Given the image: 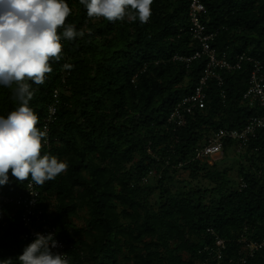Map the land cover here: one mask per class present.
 I'll return each mask as SVG.
<instances>
[{
  "label": "trees",
  "instance_id": "1",
  "mask_svg": "<svg viewBox=\"0 0 264 264\" xmlns=\"http://www.w3.org/2000/svg\"><path fill=\"white\" fill-rule=\"evenodd\" d=\"M191 1L153 0L148 23H112L89 19L79 0H66L72 9L66 23L85 35L62 39L63 56L51 61L53 72L43 85L32 84L29 107L44 130L49 107L56 105L42 154L68 168L43 186L40 207L56 238L67 244L69 264H242L243 247L264 242V130L250 137L243 152L238 139L228 138L223 158L195 159L213 132L240 130L250 117L264 115V107L243 101L251 62L233 72L218 70L223 85L209 79L206 107L189 114L184 127L175 131L168 122L208 61L206 55L190 64L174 59L201 47L189 32ZM203 2V22L218 31L212 45L219 57L234 61L245 53L264 61V0ZM19 106L12 89L0 86V116ZM232 148L241 154L238 177L244 181L218 168ZM181 169L211 186L188 182L172 190ZM26 183L10 176L0 186V260H15L29 245L21 239L25 227L17 201ZM83 209L86 224L76 227L73 218ZM216 238L227 244L221 261L211 250ZM245 264H264V245Z\"/></svg>",
  "mask_w": 264,
  "mask_h": 264
},
{
  "label": "clouds",
  "instance_id": "2",
  "mask_svg": "<svg viewBox=\"0 0 264 264\" xmlns=\"http://www.w3.org/2000/svg\"><path fill=\"white\" fill-rule=\"evenodd\" d=\"M79 4L92 20L148 23L153 0H79ZM71 13L66 0H0V86L12 89V98L20 102L6 118L0 116V186L8 185L10 176L28 181L29 187L43 186L67 171L65 161L42 154L48 133L37 127L40 120L29 102L35 95L32 84L43 85L53 72L51 61L61 60L62 39L85 35L66 23ZM58 247L54 233H36L21 255L0 264H69L66 254L52 251Z\"/></svg>",
  "mask_w": 264,
  "mask_h": 264
},
{
  "label": "built area",
  "instance_id": "3",
  "mask_svg": "<svg viewBox=\"0 0 264 264\" xmlns=\"http://www.w3.org/2000/svg\"><path fill=\"white\" fill-rule=\"evenodd\" d=\"M207 14V8L203 0H192L189 6L190 26L189 32L192 37L199 41L201 47L192 56L176 55L174 58L186 61L190 64L193 60L208 56V64L205 69V74L201 78L199 85L195 88L192 94L185 96L172 111L168 122L175 123V131L180 127H184L187 123V116L194 113L196 109H203L206 107V93L204 91V85L209 78H216L219 85H223L221 75L218 73L220 69L239 70L242 68V64L245 60H248L252 64V70L250 73L249 86L243 96V101L249 106L256 104L264 107V61L256 59L254 57H248L245 53L238 54L231 62L225 56L219 57L217 51L212 47L211 42L215 39L218 31H208L206 25L203 22V17ZM224 95V94H223ZM55 97H58V91L55 92ZM48 122H52L56 115V105H51L48 112ZM48 133V142L50 145L49 126L48 123L44 126V130ZM258 129H264V115L250 117L247 125L240 130H228L219 129L213 132L200 146L196 149L195 159L200 161L218 160L224 156V148L226 139H238V150L242 151L244 145L247 144L251 136H255ZM49 154V153H46ZM155 171H151L149 175H154ZM145 178V182L148 181ZM34 185V184H33ZM30 201L27 203L22 199H18V204L22 207V223L25 227V232L22 234L21 239L24 242L31 243L35 239V234H55V227L52 223L48 222L47 217L43 216V211H36L33 205L39 199V194L31 186L28 190ZM41 198V197H40ZM45 222L49 223V226H45ZM59 247L52 249L53 252L60 254H66L67 256V244L56 238ZM264 245V242L248 243L243 247L244 255L240 259L242 264L246 263L247 256H253L255 251L259 250ZM226 240L216 238L215 249L212 248L217 254L218 260H222L223 251L226 249ZM68 257V256H67ZM233 260H231V263Z\"/></svg>",
  "mask_w": 264,
  "mask_h": 264
},
{
  "label": "rangeland",
  "instance_id": "4",
  "mask_svg": "<svg viewBox=\"0 0 264 264\" xmlns=\"http://www.w3.org/2000/svg\"><path fill=\"white\" fill-rule=\"evenodd\" d=\"M240 155H241L240 153H237L232 148L228 151L227 155L225 156L224 161L222 163L219 162L221 164L218 165V168L220 170H224L225 168H229V170H228L229 175L234 179L236 178L238 181L240 180L238 177V173H239V171H238V166H239L238 160L241 159ZM210 163H212V162H210ZM179 181L180 182L186 181V182H184V184H181V183H179ZM188 182H191L193 186H196L197 184L200 185L201 187H210L211 186L209 181L204 180L202 178H200V180H198V181L192 180L190 172L188 170L181 169L178 171V173L175 174V179L171 183V188H172V190L175 191L179 187H184L185 185H188V184H186ZM156 194H158V192H156ZM156 194L151 197L152 203L156 199ZM50 209L52 211H55V201L54 200L51 201ZM87 217H88L87 210L86 209L80 210L78 213V216L73 218V223L75 224L76 227H84L86 224V218ZM197 264H199V263H197Z\"/></svg>",
  "mask_w": 264,
  "mask_h": 264
},
{
  "label": "bare ground",
  "instance_id": "5",
  "mask_svg": "<svg viewBox=\"0 0 264 264\" xmlns=\"http://www.w3.org/2000/svg\"><path fill=\"white\" fill-rule=\"evenodd\" d=\"M205 24V23H204ZM206 25V24H205ZM207 27V26H206ZM208 29V28H207ZM216 32V31H215ZM215 39H216V37H215ZM214 39V40H215ZM214 40L211 42V45H212V43L214 42ZM212 47H213V45H212ZM214 48V47H213ZM215 49V48H214ZM216 50V49H215ZM198 51V50H197ZM217 51V50H216ZM176 56V55H175ZM174 56V57H175ZM175 59V58H174ZM231 62H234V61H231ZM187 63V62H186ZM188 64V63H187ZM207 64H208V61H207ZM207 64H206V67H207ZM189 66L190 65H188L187 66V68L189 69ZM206 67H205V69H206ZM221 70H223V69H221ZM224 70H227V71H230V72H233V71H237V70H228V69H224ZM240 70V69H239ZM204 74H205V70H204ZM204 76V75H203ZM202 76V77H203ZM201 77V78H202ZM201 78H200V80H201ZM213 78V77H212ZM210 79V78H209ZM209 79L207 80V82L209 81ZM200 80H199V83H200ZM207 82H206V84L204 85V91H205V93H206V90H205V88H206V85H207ZM199 83L195 86V88L199 85ZM195 88H194V90H195ZM56 91H58V90H55L54 91V93L56 92ZM58 93H59V91H58ZM206 96H207V93H206ZM206 100H207V97H206ZM207 103V102H206ZM172 113V112H171ZM56 120V117H55V119L53 120V121H55ZM52 121V122H53ZM52 122H48V116H47V118H46V123H45V125L48 123V124H51ZM262 130H264V129H262ZM240 180H242V181H244L243 180V178H239ZM28 184H29V182L27 181V183H26V187H25V191H24V193L22 194V196L19 198V199H22V200H24L25 202H29L30 201V196H29V193H28V190H29V186H28ZM46 184V183H45ZM44 184V185H45ZM43 185V186H44ZM33 186V188H34V190H36L37 192H38V194H39V199L37 200V202L33 205V207L35 208V210L38 212V211H43V213H44V209L43 208H41L40 207V200H41V190H42V188H43V186H37V185H32ZM249 243H252V244H255V243H260L259 241L257 242V241H250Z\"/></svg>",
  "mask_w": 264,
  "mask_h": 264
}]
</instances>
